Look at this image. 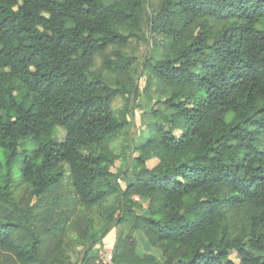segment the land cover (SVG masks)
<instances>
[{"label":"trees","instance_id":"1","mask_svg":"<svg viewBox=\"0 0 264 264\" xmlns=\"http://www.w3.org/2000/svg\"><path fill=\"white\" fill-rule=\"evenodd\" d=\"M141 42L142 63L124 52ZM140 67L164 99L115 154ZM0 148V264H104L128 215L111 264H264V0H0ZM67 186L99 226L48 206Z\"/></svg>","mask_w":264,"mask_h":264},{"label":"rangeland","instance_id":"2","mask_svg":"<svg viewBox=\"0 0 264 264\" xmlns=\"http://www.w3.org/2000/svg\"><path fill=\"white\" fill-rule=\"evenodd\" d=\"M114 0H107V3H111ZM110 49L109 51H111ZM124 52L128 54L129 56L136 57L141 63L149 57L150 54V48L148 45L144 42H141L140 44L132 43L130 46H128L126 49H124ZM92 71H99L102 72L109 80L114 81L116 79V76L114 74L109 73L106 71L103 67V59L101 56H97L95 60V66L92 68ZM150 73L144 71L143 67L139 68L138 74H137V85H138V92L135 97H132L131 105L128 110L126 111V104L127 101L125 98H117L114 102V108L119 112H124L127 115V120L130 122L129 126L126 127L124 132L116 138L110 145V149L115 154H121V152L124 149H127L132 146L137 145V138L138 136H145L147 134V123L152 119L151 115V109L158 100L164 99V97H160L157 89V84H150L149 83ZM66 132L62 130L61 128H58L57 133L55 134V138H60L58 140H61L64 138V135ZM128 153H130V150H128ZM129 155V154H128ZM5 154L0 148V172L4 173L5 168ZM122 161H117L115 168L113 169L116 171L121 164ZM20 163L19 160L14 168L13 173L15 176L18 175L19 169H20ZM157 163L156 160H153L148 163L149 167H153ZM17 184H13V189L15 192V197L17 198V202L20 203V200H23L25 196V189L22 187V185L18 186ZM0 184L2 182L0 181ZM120 184L122 187H125V182H123V179L120 180ZM67 185H69L67 183ZM53 199H57V201H49V207H54L58 211H66V209L72 210L74 217L82 222V225L84 227L85 221L87 223L88 220H90L91 224L93 226H99V224L102 221V217L100 215L101 209L99 208H93V209H84L82 210L80 207L73 208V203H70L71 200H73L72 195L70 193V187H64L61 189L58 193L51 195ZM145 206L146 204H142V206ZM55 206H58L57 208ZM75 210V211H74ZM136 211L139 214H144L146 212L145 209L142 207L137 208ZM134 217L128 215L126 217V222L124 225L119 227H112L110 233L106 236V238L103 240L102 243H99L95 246L92 255L95 256L97 259L101 260L104 264H111V257L112 252L114 249V246L116 244L117 238L120 235L122 231H129L130 228L133 225ZM81 225V226H82ZM79 232L76 231L74 228L72 229V236L69 238V243L71 247V254L74 258V260L77 259L78 254L76 251L81 250V247L76 246V239L79 236ZM132 236H134L138 243H139V252L141 254L151 253L159 257L158 252L152 250L147 241L146 238L134 231L132 232ZM76 250V251H75ZM234 259V258H233Z\"/></svg>","mask_w":264,"mask_h":264}]
</instances>
